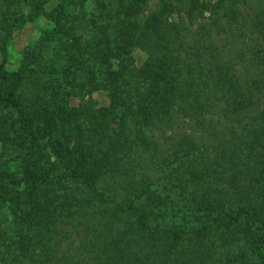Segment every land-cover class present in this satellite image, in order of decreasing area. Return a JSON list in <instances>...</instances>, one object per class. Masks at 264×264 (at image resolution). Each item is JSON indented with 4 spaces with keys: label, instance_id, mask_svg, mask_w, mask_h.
Wrapping results in <instances>:
<instances>
[{
    "label": "trees",
    "instance_id": "trees-1",
    "mask_svg": "<svg viewBox=\"0 0 264 264\" xmlns=\"http://www.w3.org/2000/svg\"><path fill=\"white\" fill-rule=\"evenodd\" d=\"M150 1L93 0L97 14L93 13L94 19L89 22L90 48L95 58L109 69L110 99L122 109L124 117L118 119L107 109L83 106L62 113V125L53 127L49 119L47 125H42L40 112L47 103L39 92L34 94L36 102L28 97L27 106L21 109L17 135L27 144L24 147L29 152H38L47 130L53 129L50 137L56 160L53 167L64 169L61 180L83 182L93 196L102 200L104 193L95 191V184L105 175H117L119 164L130 149L159 153L152 128L169 126L182 114L213 134L217 120L237 117L238 130L226 127L219 143L209 145L199 137L176 141L169 162L176 164L173 186L180 193L189 192L194 210L213 214L211 225L195 230L151 227L149 220L164 206L166 198L155 191L124 189L117 194L124 204L122 211L135 215L134 223L124 225V229L108 238L102 235L104 229L101 233V229L89 225L90 239L81 246L83 251H61L51 256L49 246L53 236L74 218L86 215L84 203L68 191L63 181L49 182L47 175L34 174L24 185L2 165L0 205H7L5 213L0 208V264H169L180 258L187 264V250H179V244H189L190 234L202 242L211 229H226L245 215L249 211L246 188L264 194V183L250 187L249 181L254 180L250 177L259 168L264 170V105L259 106L264 101V51L254 52L251 58L256 72L253 79H240L230 65L215 63L217 59L201 66L198 43L188 38L191 34L188 25L201 21V29L205 25L221 28L226 9L232 11L231 7H225L227 1L156 0L149 8ZM41 2L34 0V12ZM230 2L233 10L235 4H247L246 0ZM251 21L253 28L247 36L254 34L264 41V11L254 14ZM133 48L144 54L139 68L133 64ZM1 52L4 55L3 44ZM14 78L1 64L0 106L20 107L11 85L16 81ZM55 86L58 85L54 82L48 86L54 95ZM211 105L220 107L219 117L210 112ZM255 107L256 115L249 117ZM78 119L82 123L78 124ZM93 120L115 124L117 130L107 133L104 128L91 129L89 122ZM263 178L264 174L257 176L262 181ZM141 196L146 204L143 207L138 203ZM5 214L10 218H3Z\"/></svg>",
    "mask_w": 264,
    "mask_h": 264
},
{
    "label": "rangeland",
    "instance_id": "rangeland-1",
    "mask_svg": "<svg viewBox=\"0 0 264 264\" xmlns=\"http://www.w3.org/2000/svg\"><path fill=\"white\" fill-rule=\"evenodd\" d=\"M225 1V7H231L232 11L226 9L221 28L205 25L201 29V21L190 23L188 27H191V34L188 38L198 43L197 55H200L201 66L217 59L215 63L222 62L226 67L230 65L231 71L237 73L240 79H253L256 72L251 66V58L254 52L258 54L260 51L262 54L264 41L254 34L247 35L250 33L249 29L253 28L252 16L264 11V0H246L248 6L235 4L236 10H233L235 7L230 0ZM155 2L156 0H151L148 7L152 8ZM34 5V0H0V65H3L8 74L15 75V80L24 75L18 80L20 82L16 80L17 83H11L20 107L16 109L0 106V167L3 165L15 173L24 185L31 181L34 174L40 177L47 175V181L57 182L63 181L60 175L64 173L62 167H53L56 163L50 146L53 129L47 130L43 142L39 144L41 150H36L38 152H29L24 147L27 144L22 140L21 142L17 135L19 131L16 127L19 126L21 109L27 106L28 97L36 102L34 94L40 92L44 95L47 104L44 103L45 107L40 112L39 123H43L42 125H47L48 119L53 127L62 125V113H70L83 106L107 109L118 119L124 117L122 109L110 99L107 87L109 69L106 63L95 58L90 48L92 33L89 22L97 14L93 0H42L35 12ZM2 44L4 55L1 52ZM131 57L134 67L139 68L144 54L138 48H133ZM53 82L58 85L55 86V95L48 87ZM262 95L264 98V94ZM262 105L264 101L259 103L260 108ZM210 108L211 113L220 116L218 105H211ZM254 109L249 117L256 115L257 108ZM181 115L175 117L169 126L151 129L159 146L158 154L153 155L134 147L119 164L117 175H105L95 184L94 190L104 193V200L93 196L83 182L63 181L68 191L77 195L84 203L86 215L81 219L74 218L70 224L55 233L49 246L51 256L61 251H83L81 246L90 239L91 232L87 228L89 225L92 229H101V233L104 229L102 235L108 238L124 229V225L134 223L135 215L130 216L122 211L124 204L120 202L117 193L124 189L130 192L137 189L155 191L166 198L164 206L149 220L151 227L195 230L211 225L213 214L194 210L189 202V192L180 193L173 186L177 174L174 170L176 164L170 165L169 162L175 151L176 141L199 137L208 141L206 143L209 145L212 142L219 143L223 139L221 132L226 127L238 130L239 118H220L211 134L209 128L194 124ZM81 121L78 119V124ZM89 126L95 130L104 128L107 133H115L117 130L115 124L107 125L95 120L89 122ZM85 127L86 123L81 129L84 130ZM263 174L264 170L259 168L250 177L254 179L249 180L250 187H257L258 182L264 183V178L263 181L257 179V176ZM246 191V207L249 211L240 219L226 229H211L202 242L190 234L189 244L178 245L179 250H187V264H264V194H256L252 188H246ZM138 203L139 207L146 205L143 196ZM6 205H0L2 213H5ZM253 207L256 208L255 211ZM108 214L110 217L107 218ZM104 217L107 218L105 221ZM3 218L10 217L6 215ZM169 264L184 262L180 258L169 261Z\"/></svg>",
    "mask_w": 264,
    "mask_h": 264
}]
</instances>
